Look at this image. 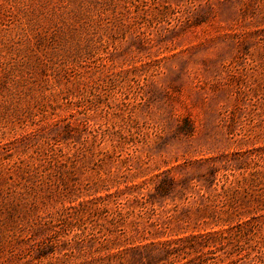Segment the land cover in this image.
I'll list each match as a JSON object with an SVG mask.
<instances>
[{
	"label": "rangeland",
	"instance_id": "374dc122",
	"mask_svg": "<svg viewBox=\"0 0 264 264\" xmlns=\"http://www.w3.org/2000/svg\"><path fill=\"white\" fill-rule=\"evenodd\" d=\"M0 264H264V0H0Z\"/></svg>",
	"mask_w": 264,
	"mask_h": 264
},
{
	"label": "trees",
	"instance_id": "16d2710c",
	"mask_svg": "<svg viewBox=\"0 0 264 264\" xmlns=\"http://www.w3.org/2000/svg\"><path fill=\"white\" fill-rule=\"evenodd\" d=\"M56 140L59 141L58 139H56ZM53 143H56V142H53ZM46 144H47V146H46L45 154H46L47 158H50L52 161L56 160L57 162H59L57 158L61 157V155H57L55 153L54 150H56V149L53 147V144H49V142H47ZM99 198L101 200L102 197H99ZM86 205H87L86 201H80L78 203V206L74 207L76 213L78 214L79 212H83L86 209Z\"/></svg>",
	"mask_w": 264,
	"mask_h": 264
}]
</instances>
